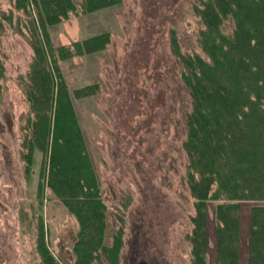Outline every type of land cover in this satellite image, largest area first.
<instances>
[{"label":"rangeland","instance_id":"rangeland-1","mask_svg":"<svg viewBox=\"0 0 264 264\" xmlns=\"http://www.w3.org/2000/svg\"><path fill=\"white\" fill-rule=\"evenodd\" d=\"M198 0H122L120 5L47 28L53 47L109 33L104 51L59 61L70 93L98 85L97 93L73 99L84 143L107 207L105 244L124 224L121 264H192L190 235L193 199L184 181V113L189 99L181 88L170 30L183 54L202 55L201 28L193 12ZM21 16L13 3L0 0V12ZM1 21V20H0ZM0 66V264H40L37 225L42 217L46 241L61 264L73 262L76 219L46 190H36L42 155L35 151L28 181L20 160L22 127L28 104L18 79L33 52L25 39L1 22ZM231 24L225 25L229 33ZM25 32V28H22ZM130 197L126 208L125 197ZM207 204L206 264H216L215 207ZM261 202H241L239 264H246L249 210ZM93 264H108L103 256Z\"/></svg>","mask_w":264,"mask_h":264},{"label":"trees","instance_id":"trees-1","mask_svg":"<svg viewBox=\"0 0 264 264\" xmlns=\"http://www.w3.org/2000/svg\"><path fill=\"white\" fill-rule=\"evenodd\" d=\"M20 12H0L14 34L33 52L24 77L18 79L28 104L22 127L20 160L29 180L33 155H42L36 198L50 193L76 219L78 231L70 264H93L101 256L121 264V226L105 244L107 207L87 152L73 107V99L97 93L91 84L69 92L59 61L104 51L109 33L68 46L53 47L47 28L108 9L122 0H8ZM193 12L199 20L196 41L202 55L183 54L177 32L170 30L171 52L179 68L180 85L189 99L184 113L186 156L184 181L193 199L189 237L192 264H206L207 204L215 207L216 264H239L241 202L264 203V0H198ZM231 30L225 33V25ZM25 28V32L22 31ZM3 68L0 66V79ZM124 208L130 197H125ZM38 219L36 249L40 264H61L46 241ZM246 264H264V205L249 210Z\"/></svg>","mask_w":264,"mask_h":264},{"label":"water","instance_id":"water-1","mask_svg":"<svg viewBox=\"0 0 264 264\" xmlns=\"http://www.w3.org/2000/svg\"><path fill=\"white\" fill-rule=\"evenodd\" d=\"M138 264H147L144 260L138 262Z\"/></svg>","mask_w":264,"mask_h":264}]
</instances>
